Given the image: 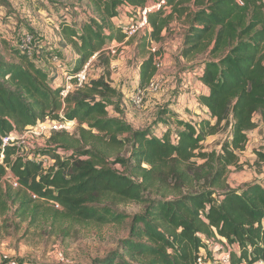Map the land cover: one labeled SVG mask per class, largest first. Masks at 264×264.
I'll use <instances>...</instances> for the list:
<instances>
[{
    "label": "trees",
    "instance_id": "16d2710c",
    "mask_svg": "<svg viewBox=\"0 0 264 264\" xmlns=\"http://www.w3.org/2000/svg\"><path fill=\"white\" fill-rule=\"evenodd\" d=\"M85 1L86 7L60 9L71 11L57 28L75 59L56 70L74 75L94 65L103 72L65 96L64 83L55 85L54 69L47 66L58 54L51 50L48 59L49 50L36 47L30 57L15 43L20 29L9 39L0 29V143L46 118L77 123L71 133L53 131L35 152L50 160L46 166L15 142L4 145L0 222L11 216L28 225L48 223L68 236L76 226L122 224L128 217L111 205L136 202L144 208L129 217L127 236L94 264H197L202 255L208 264L222 250L220 244L217 254L210 250V239L229 245V264H264V178L234 190L225 180L255 114L264 126L262 0H164L147 11L143 31L130 37L123 27L161 0ZM175 21L184 25L180 58L201 68L196 78L207 92L198 102L208 119L191 122L169 112L176 127L155 132L109 117L105 99L119 92L109 80L115 54L108 47L134 42L138 86L144 87L162 56L152 44H161ZM222 124H228L229 138L217 150H203L201 142ZM257 158L264 162V152ZM8 175L17 178L16 187Z\"/></svg>",
    "mask_w": 264,
    "mask_h": 264
},
{
    "label": "rangeland",
    "instance_id": "374dc122",
    "mask_svg": "<svg viewBox=\"0 0 264 264\" xmlns=\"http://www.w3.org/2000/svg\"><path fill=\"white\" fill-rule=\"evenodd\" d=\"M0 3L2 6H0V29L3 35L8 39L12 38L17 28L20 31L30 32L35 38L33 46L35 55L37 50L41 49L36 47L47 44L44 33L56 36L55 26H58L61 15L69 17L71 11L68 12V10L72 9V6H87L85 0H0ZM62 8H68V10L61 14ZM76 16L73 14V17ZM129 22L131 23V20ZM183 27L181 21L171 23L163 32L165 38L161 44H152L155 48L160 47L162 53L156 74L159 87L157 91H146L143 103L138 107L131 102V96L137 88H143L138 86V70L135 71L140 56L134 49V42L119 46L111 61L116 64L111 65L109 77L110 84L117 89L119 97L105 99L109 117L119 118L135 130L146 128L154 130L155 126L161 132L168 127L171 130L176 127L168 116L169 112L175 117L179 116L191 122L208 119V114L197 100L201 93H205L204 86L195 84V80L191 81L186 73L193 72L194 69L191 67H196V64L188 63L179 56ZM142 31L139 29L138 32ZM50 51L46 55L48 59L51 57L52 51ZM53 51L59 57L61 53L65 54L58 49ZM102 72L101 67L90 65L86 69L87 80L98 78ZM164 119H169L170 122ZM253 120L255 126L248 132L245 148L237 153L236 164L228 168L225 176L226 184L233 190L248 183L260 182L264 178V162L257 158L258 151L264 152V126L258 114L254 115ZM163 124L168 127L161 128ZM76 126L77 123L68 131L73 132ZM51 131L50 125L44 124L37 135L18 139L17 143L26 155H35L38 149L46 147ZM21 134L23 132L17 135ZM229 135L228 124H222L216 134L207 136L201 142L203 150L209 152L219 149ZM126 137L123 136V138ZM59 154L64 153L59 151ZM42 161L46 166L50 160L45 157ZM111 207L114 211L124 213L128 217L124 223L76 226L68 236H63L61 231L53 230L48 223L37 222L28 225L27 222L21 223L8 216L3 224L0 222V264H94L95 259L102 258L117 248L119 240L128 234L129 217L142 212L144 205L136 202H115ZM221 241V239H210L209 249L217 254L221 248L216 250V245L220 244L219 246L224 249L229 246ZM212 262L214 261L208 264Z\"/></svg>",
    "mask_w": 264,
    "mask_h": 264
},
{
    "label": "built area",
    "instance_id": "2783aa9c",
    "mask_svg": "<svg viewBox=\"0 0 264 264\" xmlns=\"http://www.w3.org/2000/svg\"><path fill=\"white\" fill-rule=\"evenodd\" d=\"M164 0H161L159 3L151 6V7H145L143 8L139 15L138 18L133 21V19H131V23L129 22L128 24H126L123 27V31L126 34V37H130L134 34H136V32L139 31V29H144V27L146 26V13L147 11L151 10V9H159L160 5L163 4ZM262 4H263V14H264V0H262ZM15 43L17 44V46L25 53H27L30 57H33L34 54V50H33V46L35 44V38L33 37V35L30 32L27 31H21L18 37V40L15 41ZM123 44H112L108 47V49L111 51L112 54H114L116 52V48H119V46ZM155 47H152V51H154ZM52 63L54 64V66L57 69H61L64 65L62 60L60 59V57L58 55H53L51 58ZM159 61L160 58L157 57L156 58V65L158 67L159 65ZM86 68L87 66L84 67L83 70H81L80 72L74 74V75H68L66 73L63 72L64 77H65V81L63 82L64 84V90L61 92L62 96H65L67 94V92L69 90H73L75 87L80 86L83 82L87 81V73H86ZM74 80V81H73ZM159 87V84L156 80V76H154L150 82L146 85V87L144 88H137L131 96V102L133 103L134 106H140L143 103V98H144V93L146 91H157ZM44 124H49L50 125V129L52 130L50 132V134L53 131H58V130H65L67 132H72V131H68L70 130V127L73 126L75 124L74 121H58V120H52L49 118H46L44 121L39 122L36 126H29L25 128V132H23V134L21 135H17V134H9L3 138H1V143H0V162H2L3 159V148L4 145H6L9 142H15V144L18 145L17 141L18 139H24L28 136L30 137H34L33 135H37L39 133V129L42 125ZM44 128V127H43ZM21 132V133H22ZM19 136V137H18ZM19 146V145H18ZM31 158L35 161H42V159H44L45 157L40 156L38 154L32 155ZM5 179L13 186L16 187L17 186V178L12 176V175H8L5 177ZM223 244H226L223 240ZM229 253H230V247L226 246V248L224 249V247H222L221 252H219L213 259L214 262H212V264H229ZM197 264H204L203 262V255L199 256L197 258Z\"/></svg>",
    "mask_w": 264,
    "mask_h": 264
},
{
    "label": "crops",
    "instance_id": "0c3cea01",
    "mask_svg": "<svg viewBox=\"0 0 264 264\" xmlns=\"http://www.w3.org/2000/svg\"><path fill=\"white\" fill-rule=\"evenodd\" d=\"M121 12H122V14L125 12V10H126V7H124V6H122V7H120V9H119ZM115 21L116 22H118V20H116L115 19ZM55 29L57 30V33H56V36H54V34H49V33H44L45 35H44V40H46V43L47 44H41V45H39L38 47L39 48H41L42 50H59V51H63L65 54H60L61 55V57H62V60L64 61V66H71V65H73V63H74V59H75V53L73 52V50L70 48V46L69 45H67L65 42H64V40H62L61 38H60V33H59V31H58V28H57V26H55ZM57 42V43H56ZM113 64H116L115 62H111V65H113ZM49 65H51V67L54 69V73H55V75H56V84L55 85H58V84H61V83H63L64 81H65V77H64V74H63V72H61L60 70H56L57 68H55V66H54V64L53 63H51V62H49L48 63V65L47 66H49ZM50 67V66H49ZM50 67V68H51ZM51 68V69H52ZM195 70H197V71H195ZM135 71H137V68H136V70ZM197 72H201V68H195L194 70H193V72H186L187 73V76L189 77V78H191L190 80L191 81H193V80H195V84H200V82L197 80V78H196V73ZM194 82V81H193ZM197 82V83H196ZM191 84H192V82H191ZM203 90H204V92H207V89L205 88V87H203ZM185 95V94H184ZM197 98V97H196ZM198 100V99H197ZM202 108H203V110H205V107H203V106H201ZM177 117H179V116H177ZM181 118V117H180ZM170 120L173 122V120H172V118H170ZM170 120L169 119H167V122L169 123L170 122ZM164 127H168L167 125H165V124H163L162 126H161V128H164ZM154 131L155 132H161V130H159L158 128H156L155 126H154ZM160 128V127H159ZM163 131V130H162Z\"/></svg>",
    "mask_w": 264,
    "mask_h": 264
}]
</instances>
